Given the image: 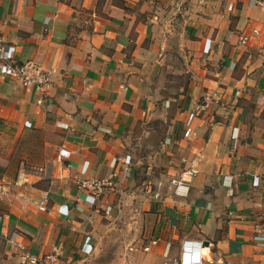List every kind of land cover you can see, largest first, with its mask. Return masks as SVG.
<instances>
[{
    "label": "crops",
    "instance_id": "obj_1",
    "mask_svg": "<svg viewBox=\"0 0 264 264\" xmlns=\"http://www.w3.org/2000/svg\"><path fill=\"white\" fill-rule=\"evenodd\" d=\"M245 33L248 44L237 47ZM0 44L16 62L52 73L44 93L0 76V134L12 142L0 156L4 178L23 136L57 137L43 175L31 186L10 180L0 201V264H25L3 238L13 234L39 258L57 248L53 264H264L253 240L264 216V8L0 0ZM209 90L224 102L194 120L186 139L184 120ZM62 147L68 159L59 158ZM191 167L189 194L177 196L169 180ZM94 179L114 184L96 201L77 185ZM159 180L167 184L155 201L145 186Z\"/></svg>",
    "mask_w": 264,
    "mask_h": 264
},
{
    "label": "built area",
    "instance_id": "obj_2",
    "mask_svg": "<svg viewBox=\"0 0 264 264\" xmlns=\"http://www.w3.org/2000/svg\"><path fill=\"white\" fill-rule=\"evenodd\" d=\"M248 5L250 7L264 8V0H248ZM232 8V7H230ZM254 35L260 34L259 29L252 30ZM249 42V35L242 34L239 37L237 46H246ZM210 50L206 49V53ZM0 76L12 79L19 83L23 87H31L36 90V92L44 93L47 87L52 82V73L45 70L41 65L34 61H28L24 63L16 62L12 59L10 47L6 44H0ZM43 99L38 100V104H42ZM224 102L223 95L217 90H209L204 93L202 98L199 100L197 105L189 111L185 120H184V133L183 136L186 139L191 140L194 135L193 122L196 119H205L213 115L214 110L221 107ZM232 142L233 148L235 149L238 142V132L237 129H233L232 133ZM170 140L165 141V145H169ZM71 155V152L62 147L59 150V158L68 159ZM118 161H122V158H118ZM128 162V161H126ZM182 163H187L185 158L182 159ZM191 178L196 175V170L191 167L185 169L182 176L174 177L169 180V184L175 187V193L177 196L186 197L189 194L190 187L188 185L189 179H186L184 176ZM33 177L21 173L12 183L15 186H22L32 183ZM166 182L159 180L154 185L148 183L145 186V192L155 201L162 199V192L166 187ZM11 183L8 182L1 173L0 170V201L4 199L6 194L9 191ZM77 185L80 189H86L89 193V197L93 198L94 201L99 199L103 194L105 187L113 186V182L109 179H94V180H78ZM48 195L44 194L41 200L39 201V209L41 211H46L48 207ZM6 243L13 245L21 251L23 263L25 264H53L58 260L61 252L54 248L52 253L46 255L43 258H39L30 253L26 247L22 246L13 235H4L3 236ZM253 240L256 245L264 246V216L254 226V235ZM149 248H145L148 250Z\"/></svg>",
    "mask_w": 264,
    "mask_h": 264
},
{
    "label": "rangeland",
    "instance_id": "obj_3",
    "mask_svg": "<svg viewBox=\"0 0 264 264\" xmlns=\"http://www.w3.org/2000/svg\"><path fill=\"white\" fill-rule=\"evenodd\" d=\"M11 143V139H1L0 134V156L4 155L5 157L10 152ZM19 144L13 154L14 162L11 170L7 172L4 169L2 171L8 175V182L12 180L11 182L13 183L21 173L34 176L33 181H35L34 179L41 177L46 167L51 165L55 156L57 137L51 132L47 133L46 131L39 130L23 136ZM22 161L24 164L21 166L20 162ZM10 177H13V179ZM33 181L27 185L31 186L34 184Z\"/></svg>",
    "mask_w": 264,
    "mask_h": 264
},
{
    "label": "water",
    "instance_id": "obj_4",
    "mask_svg": "<svg viewBox=\"0 0 264 264\" xmlns=\"http://www.w3.org/2000/svg\"><path fill=\"white\" fill-rule=\"evenodd\" d=\"M204 244H205V245H207V244H208V242H205Z\"/></svg>",
    "mask_w": 264,
    "mask_h": 264
}]
</instances>
